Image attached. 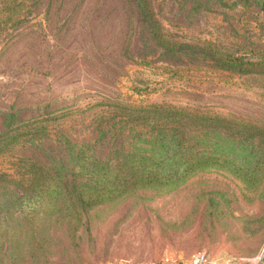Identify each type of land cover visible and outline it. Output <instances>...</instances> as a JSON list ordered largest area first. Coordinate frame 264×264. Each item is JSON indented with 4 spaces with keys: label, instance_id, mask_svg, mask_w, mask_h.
I'll use <instances>...</instances> for the list:
<instances>
[{
    "label": "rangeland",
    "instance_id": "374dc122",
    "mask_svg": "<svg viewBox=\"0 0 264 264\" xmlns=\"http://www.w3.org/2000/svg\"><path fill=\"white\" fill-rule=\"evenodd\" d=\"M150 2L170 38L264 58L257 0ZM213 57L166 47L137 0H0V168L28 178L40 164L51 180L38 211L24 189L0 188V264H191L198 250L264 264L259 137L223 139L236 171L213 164L165 183L138 182L125 157L144 145L133 133L149 128L137 118L149 103L264 130V71Z\"/></svg>",
    "mask_w": 264,
    "mask_h": 264
},
{
    "label": "trees",
    "instance_id": "16d2710c",
    "mask_svg": "<svg viewBox=\"0 0 264 264\" xmlns=\"http://www.w3.org/2000/svg\"><path fill=\"white\" fill-rule=\"evenodd\" d=\"M137 1L141 12L150 22L155 37L161 39V42L169 49L190 48L204 55H213L218 63L220 62L226 67L250 72L264 71V58L257 61L245 59L227 53L220 47L215 48L213 43L201 45L170 38L161 30L159 20L154 16L150 0ZM257 2L264 8V0H257ZM143 109L149 111V114L140 113L137 118L143 120L145 124L149 125V128L135 130L133 136L137 137L138 141L143 138L144 145L136 146L135 144L134 148L127 151L125 155L126 158H130L132 172L139 174L138 182L144 179L146 183H165L172 179L181 180L193 171L213 164H233L236 171L241 168V161L236 156H230L227 153V147L223 145L222 141L224 139L226 142L241 145V135L245 138L259 137V145L263 143V150L256 163L264 166V130L257 123L237 117H228L216 111L191 109L172 103H149ZM25 123L30 124V122ZM198 131L206 134L198 137L195 134ZM211 131L219 133L213 144H209ZM7 134L6 131L0 133V138ZM207 146H215L216 148H211H215L216 151L210 153ZM35 166L36 168L28 178H25L21 169H19L21 175H17L11 170L0 168V188L14 189L18 199H21L20 192L24 189L27 193V198H25L27 201H22V203L30 210L38 211L40 204L44 201L42 195L49 189L48 185H51V180L42 176L43 167L40 164ZM134 181L136 182V180ZM18 199H14V205H17Z\"/></svg>",
    "mask_w": 264,
    "mask_h": 264
},
{
    "label": "built area",
    "instance_id": "2783aa9c",
    "mask_svg": "<svg viewBox=\"0 0 264 264\" xmlns=\"http://www.w3.org/2000/svg\"><path fill=\"white\" fill-rule=\"evenodd\" d=\"M190 262L191 264H252L248 261L237 259L213 258L204 250H198L192 254Z\"/></svg>",
    "mask_w": 264,
    "mask_h": 264
}]
</instances>
